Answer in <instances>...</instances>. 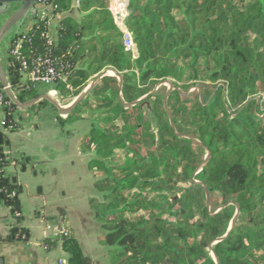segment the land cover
<instances>
[{
  "label": "trees",
  "instance_id": "obj_1",
  "mask_svg": "<svg viewBox=\"0 0 264 264\" xmlns=\"http://www.w3.org/2000/svg\"><path fill=\"white\" fill-rule=\"evenodd\" d=\"M53 1L57 15L72 11L74 0ZM108 3L81 0L80 21L60 20L53 45L39 22L25 38L14 37L11 48L22 40L30 69L42 57L67 66L66 83L56 88L63 101L77 98L105 70L116 73L102 77L66 120L58 117L63 128L71 119L91 121L81 149L94 148L96 155L89 163L97 192L90 205L102 223L101 242L112 250L111 264H264V102L253 99L264 93V0H131L127 29L136 58L125 49ZM8 60L17 103L4 106L5 127L16 131L14 113L39 95L35 83L22 81L20 62L10 53ZM185 76L213 86L204 103L182 99L191 87L178 83ZM165 81L174 87L166 104L159 88L131 106ZM145 102H152L146 109L158 135L140 131ZM8 144L3 138L2 146ZM2 146L0 158L8 164ZM201 157L207 163L195 178L201 183L193 185L192 165ZM28 162L24 157L21 170ZM200 190L218 193L223 209L210 212ZM19 193L16 181L0 176V202L18 219ZM10 237L26 241L29 233L14 228ZM57 242L47 238L43 245ZM63 249L69 264H92L75 239L63 238Z\"/></svg>",
  "mask_w": 264,
  "mask_h": 264
},
{
  "label": "crops",
  "instance_id": "obj_2",
  "mask_svg": "<svg viewBox=\"0 0 264 264\" xmlns=\"http://www.w3.org/2000/svg\"><path fill=\"white\" fill-rule=\"evenodd\" d=\"M19 8L20 5L0 7V85L2 87L10 84L8 57L12 39L24 31H30L33 25L29 13L19 20L11 21ZM83 14L77 8L74 9L73 4L71 12L56 14L49 28L53 41L57 42L60 20L70 16L80 21ZM27 80H30L29 76L23 75L22 81ZM56 88L35 83L34 89L39 96L37 99L20 104L16 115L20 128L16 131L7 130L0 135L9 142L8 145H0L6 155L10 158L23 156L29 159L25 170H17L14 178V182L16 181L20 188L18 204L21 218L16 217L11 207L0 202V264H69L70 257L63 249V238L75 239L83 254L92 259V264H111L109 249L101 244L102 236L98 237L103 233H99L95 238L87 234L88 222L94 221L102 231L103 227L95 218L93 208L91 216L85 213V196H81L80 193L81 180L78 178L80 165L82 162L86 164V157L89 158L88 164L95 157L94 151L84 152L81 149V142L87 131L85 125L80 126L79 133L76 132L79 127L77 125L87 119L68 120L63 128L58 117L66 120L77 105L68 114H61L55 105L61 100ZM84 91L85 88L80 97L84 95ZM6 94L9 97L16 96L12 88L6 91ZM42 99L47 100L51 105L40 109L38 103ZM68 101L64 100V102ZM74 103L67 107L58 105L63 109H69ZM1 118L0 108V123ZM69 165L74 166L77 179L75 191L71 193L77 201L70 206L67 205L69 198L55 193L50 186L53 171ZM93 179L94 190L90 200L97 196L96 179L94 177ZM89 206L91 207L90 202ZM14 228L26 230L29 239L21 241L11 238ZM47 238L58 240L56 247L51 249L45 247L43 241Z\"/></svg>",
  "mask_w": 264,
  "mask_h": 264
},
{
  "label": "rangeland",
  "instance_id": "obj_3",
  "mask_svg": "<svg viewBox=\"0 0 264 264\" xmlns=\"http://www.w3.org/2000/svg\"><path fill=\"white\" fill-rule=\"evenodd\" d=\"M129 1H131V0H129ZM112 2H113V0H111V3H108L109 8L111 7ZM120 2L123 3V0H120ZM16 5L17 4H11L9 6H16ZM129 14H131L130 9H129ZM175 14L177 16H179L180 12L176 10ZM127 20H126V28H128ZM104 72H108L107 75H109V76L116 75L115 71H113L112 69H107ZM99 76L92 78V80L85 87L86 91H84V94L87 93V95H88L90 90L89 91H87V90L90 88H93L96 84L99 83V81H100L98 79ZM188 82H191V80H188L187 76H185L184 80L179 81L178 83L181 84L183 87H186ZM204 82L203 81H197V82L192 81L190 83L191 87L189 88V90L188 91H182V95H183L182 99H184V97L185 98H191V99L198 98L201 102L204 103L205 102L204 97H205L206 93L212 92L214 89L213 86H210L208 84L206 85V83H204ZM165 83H166V85H165ZM170 85H172L171 81H169V82L165 81L164 83L155 86L156 88L150 94H155L156 92H158V88H160L159 89L160 92L158 94H160L164 98L165 97L167 98L168 96L171 95V93L173 91V89L171 88ZM190 91H192V92H190ZM216 95H217V91L215 89V93L212 95V98H215ZM166 98L164 99V102L167 101ZM212 98L211 99L209 98V102H211ZM253 99L254 100L258 99L260 102L262 100L264 102V93L261 92V93H258L256 95H253ZM76 100H78V98H76L75 100H73V99L69 100L68 102H64L61 99L58 104H60L62 107H67L70 104L74 103ZM151 103L152 102H145L143 104L144 109L142 108L141 113H140V114H142V127H141L140 131L143 135L146 134L147 132L151 131V129L153 130V132H156V133L158 132L156 130L154 124H153V122H154L153 115L151 114L150 110L146 109V107L150 106ZM188 105L190 106L192 104H188ZM104 112L105 111H100V114L97 116H99V117L103 116ZM85 113L87 114V112H85ZM263 114H261V115H263ZM93 117L96 118V116H93ZM262 117L264 118V115ZM89 118H91V115H89ZM170 124L173 125V123L171 122V119H170ZM82 125H85V129L87 130L86 134H85V136H86L91 131L90 119H87L86 121H82V123H79L77 125V126H79L76 129L77 133L80 132V126H82ZM81 129H82V127H81ZM157 135H158V133H157ZM147 148H148L147 146H143V149L146 152H148ZM192 149L195 152H197L196 151L197 148L195 145L192 146ZM152 150H155V147ZM92 151H94V148L92 149ZM94 154H95V152H94ZM95 157H96V155H95ZM207 158L209 160L210 157H207ZM85 160H86V164H85V162H82L80 165L78 178L81 180V192H80L81 196H85V203H84L85 213L88 216H91V212H93V211L91 210L92 207L89 206V202H90V198L93 196V190H94V179H93V177L94 176H93V174L89 168V164H88L89 158L86 157ZM201 160H203L202 157L199 159L198 163H195L194 165H192V168H193V166L197 167V168H196L195 172L193 173L191 180H195L197 174L200 171H202V169L204 168V166H205L204 164L207 163V160L204 161V163L203 162L201 163ZM83 178H84V181H83ZM195 181H196V183H192V182L191 183L193 185H199L201 183L198 180H195ZM75 183H77L75 168L73 165H69L66 168H57L53 171L50 186L53 189V191H55V193H60L61 196H67L69 198L67 201V205L70 206V205H73L77 201V199L71 195V193H73V191H75ZM185 187H188V185H186ZM199 193H200V195H203V202L206 204V206L208 207L210 212L215 214L217 212H220L223 209V206L220 202V197H219L218 193H209L208 190H204V191L200 190ZM170 198L174 199L175 197L170 196ZM161 201H162V198L158 197L157 202L160 203ZM235 216L238 218L239 213L237 214V212H236ZM231 227H232V223L230 224L229 228H231ZM99 233H103V231L96 225V223L94 221L87 223V234L90 235V237L95 238V237H97V235ZM101 236H103V234L99 235L98 237H101ZM101 244H102V242H101ZM108 249H109L110 256H112V250L110 248H108Z\"/></svg>",
  "mask_w": 264,
  "mask_h": 264
},
{
  "label": "built area",
  "instance_id": "obj_4",
  "mask_svg": "<svg viewBox=\"0 0 264 264\" xmlns=\"http://www.w3.org/2000/svg\"><path fill=\"white\" fill-rule=\"evenodd\" d=\"M125 1V2H124ZM129 0H123V3L120 0H113L109 11L112 13L115 24L122 30L123 33V43L124 47L127 51L132 52L134 57H137V46L134 42V37L132 32H130L126 28V20L129 18ZM81 6V0H74L73 7L74 9ZM56 4L53 0H38L32 10L29 12L30 22H32V27L39 22H42L44 26L47 28L46 36L48 37V43L53 45L55 42L50 37V24L52 18L56 15L55 12ZM30 31H24L19 35L22 38H25ZM22 40H19L15 47L10 49V54L16 58V61L20 62L22 74L25 76H29L30 80L33 83L41 84L50 88H56L60 83H66V69L67 66L55 67L52 65V62L48 57L39 58L34 68L30 69L27 62L23 60L21 57V43ZM11 63H9V66ZM44 67V68H42ZM44 69V70H43ZM166 85V83H165ZM11 86L8 84L6 87L0 86V108L2 110V121L0 123V133H5L8 129L5 127V117L6 113L4 110V106H10L12 102L17 103L16 96L9 97V100H6V91L10 90ZM159 89V88H158ZM192 92V91H190ZM19 112V109L14 113L15 122L18 124L16 120V115ZM10 131V130H8ZM24 162L23 156H18L16 158H11L8 164H4V161L0 158V176L8 178L10 182H14L15 173L17 170H20L21 163ZM64 234V233H63Z\"/></svg>",
  "mask_w": 264,
  "mask_h": 264
},
{
  "label": "water",
  "instance_id": "obj_5",
  "mask_svg": "<svg viewBox=\"0 0 264 264\" xmlns=\"http://www.w3.org/2000/svg\"><path fill=\"white\" fill-rule=\"evenodd\" d=\"M38 0H0V5H5V6H9L11 4H17L20 5L19 10L13 15V17L11 18V21H16L19 20L21 18H23L24 16H26L31 10L32 8L35 6L36 2ZM108 72H104L102 73L98 79L100 80L102 77L106 76ZM97 79V80H98ZM121 80V79H120ZM95 84V83H94ZM172 89H174V87L172 85H170ZM91 89V88H90ZM90 89H88L87 91H89ZM87 93H85L83 96H81L77 102H75L73 104V106L69 109H63L60 105L55 104L57 106V108L60 110L61 114H68L73 108H75L76 105H78L86 96ZM151 94H149L148 96H146L145 98L137 101L136 103L132 104L131 106H135L137 104H139L141 101H143L144 99L148 98ZM168 99V97L166 98V100ZM166 104V102H165ZM0 145H2V136H0ZM206 164V163H205ZM204 164V165H205ZM192 183H196L195 180H191ZM218 213V212H217ZM239 213V211H237V214ZM216 214V213H215ZM236 223V217L234 218V220L232 221V227L229 229V232L231 231V229L234 227ZM227 235L224 237L226 238ZM222 238V239H224ZM221 239V240H222Z\"/></svg>",
  "mask_w": 264,
  "mask_h": 264
}]
</instances>
